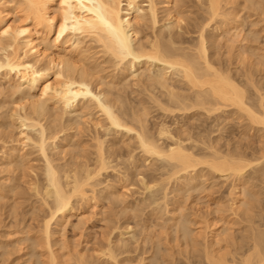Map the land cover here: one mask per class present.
<instances>
[{
    "label": "bare ground",
    "instance_id": "obj_1",
    "mask_svg": "<svg viewBox=\"0 0 264 264\" xmlns=\"http://www.w3.org/2000/svg\"><path fill=\"white\" fill-rule=\"evenodd\" d=\"M238 2L0 0V70L15 104L30 107L17 120L39 130L15 138L0 122V264H135L119 259L130 254L125 243L80 248L62 239L78 211L103 209L102 201L137 218L145 202L129 204L122 192L134 177L159 195L162 209L151 214L169 213L162 224L144 223L142 241L152 250L136 264H264V0ZM133 69L146 73L138 78L145 97L135 101L125 95ZM62 110L96 115V126L124 130L128 142L107 146L97 137L88 157L66 135L81 122L64 125ZM229 125L241 128L240 138L224 136L234 134ZM57 140L68 142L60 153L72 152L71 162L49 156ZM29 147L42 167L31 165ZM109 169L117 183L97 189ZM219 179L230 182L225 198L205 213L186 208L187 195Z\"/></svg>",
    "mask_w": 264,
    "mask_h": 264
},
{
    "label": "rangeland",
    "instance_id": "obj_2",
    "mask_svg": "<svg viewBox=\"0 0 264 264\" xmlns=\"http://www.w3.org/2000/svg\"><path fill=\"white\" fill-rule=\"evenodd\" d=\"M163 1V0H158ZM239 4L242 3V0H239ZM160 8L163 7V5L159 6ZM196 15H199L197 12V8L194 7L191 9ZM192 15L193 17L195 16ZM160 16L162 17V10L160 13ZM258 19V17H254V19ZM262 28L264 29V22L260 24ZM167 26V23H166ZM167 27H165L166 30ZM245 28H248V24H246ZM181 32V31H180ZM55 37L54 33H52L49 36V39L53 40ZM5 52L3 50H0V60L2 61L4 59ZM162 65L156 66L152 68L151 73L154 74L160 69H162ZM241 69V68H240ZM112 70V69H111ZM4 69L0 70V93H3L2 96H0L1 105L0 108V122H3V125L8 126L7 132H9L12 136L17 138L21 135L22 132H26L29 134V136L33 138H37L39 136V130H33V129H27L26 127H22L20 124V121L17 120L18 115L23 116L25 113V110L30 111V107L27 106L26 109L21 108V105H16V94H13L12 91H10L8 88V84L6 79H4ZM129 78L126 80V97L129 96L132 101H135L139 98H144V94H139L142 91V87L140 86L138 78L143 77L144 73L142 70H136L133 69L130 73ZM143 79V78H142ZM260 79V78H259ZM141 80V79H140ZM12 81L15 83L16 78H13ZM25 86H22L20 89L23 91L25 90ZM261 86L264 88V80H262ZM262 93L264 94V89L262 90ZM30 94H36L38 95L36 99L39 100H45L44 97H39V90H33L30 92ZM25 104V103H23ZM83 105V104H82ZM60 105H57L56 108H59ZM62 116V123L65 125L67 122L71 119L78 120L81 122L80 128L81 131H77L74 129H70L66 135L68 137L72 138V143L70 145H75V141L78 142V144L83 145L88 153V157L90 156V153L94 152V148L92 147L95 144L94 139L99 137L101 140L107 141V146L110 145L111 142L118 143V146L123 145V143L126 141L128 142L127 138V132L124 130H118L120 134L115 135V130L105 131L104 128H99V126H96V115L95 116H85L84 118L81 117V113L79 110L77 111H70L68 110L67 113H65L63 110L59 112ZM150 124L152 125L153 119L150 120ZM13 125V126H10ZM228 129H234V134H230V132L227 131V133L224 134L226 138H234V135L240 138V131L241 128L237 129V126L229 125L227 127ZM60 137H63V134L59 135ZM129 136H133V134H129ZM256 141V137L249 140V141H243V145H249L254 144ZM69 145L67 141H56V147H50L48 149V154L51 156L56 163H59L61 165L71 162L73 153L68 152L67 154L60 153L61 148ZM67 149V147H65ZM125 149V148H124ZM28 151L32 153L31 158L32 162L31 165L40 168L44 165L43 158L40 156V154L37 152V149L33 147H29ZM0 155H1V149H0ZM164 162H159V165H162ZM115 164V163H114ZM150 163L147 162L146 164L141 162V168L140 170L142 172H145L146 174H150L151 172L148 170L147 166H149ZM126 165H122V169L124 170ZM120 169V170H122ZM119 174L116 171H113L112 169H109L107 172H104L99 180L103 183L101 186L97 187V189H102L107 184H114L117 183ZM139 178V177H138ZM142 178V177H141ZM218 181V185L215 186L214 189L206 190L202 193L195 192L190 195H187V202H186V208L188 207L190 209H200L201 212L205 213L206 210L210 207L214 206L215 201L218 198L227 196L230 182L223 183L224 179L216 180ZM132 185H129L130 182H128L127 190H122L124 193L123 198L124 200L129 204H139L142 202H145L144 205H139L140 209L143 210L140 215L137 218L132 217V213L129 212L127 214H122L123 206H113L108 201H102L101 204L104 205V208L101 207H90L85 206L82 208V210L78 211L77 214L81 216H74L70 219L69 224L66 227V230L64 231V236L62 239L68 243L70 247L79 246L82 248L84 245H87L89 248H92L97 245H104L107 243L109 239H112L114 243H118L116 247L123 246L124 250H129L130 254H124L119 257V259L123 257L129 256L135 261V264L142 258V257H148L150 255V252L152 250V245L150 242L143 243L142 241V233H143V225L146 221L149 222V226H157L158 224H162L164 219L169 215V213L163 212L161 215H154L151 214L153 210H159L162 209L161 206H158L160 203L157 201L159 198L158 193L153 190L143 191L144 189L140 184H138V180L136 177L133 178ZM211 182H209V185ZM170 198L173 197V195L170 194ZM34 199V198H32ZM31 199V200H32ZM151 203V206L149 208H146V205ZM172 207H170L171 211ZM82 218V222H79V218ZM163 217V219H162ZM29 218V217H27ZM75 225H79L78 227H75ZM129 225V229L127 230L126 227ZM157 231H160V227H156ZM72 253H66V256L64 257L65 260H69ZM18 255L13 256V258H17ZM179 263H182V258L178 256Z\"/></svg>",
    "mask_w": 264,
    "mask_h": 264
}]
</instances>
